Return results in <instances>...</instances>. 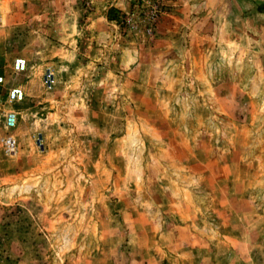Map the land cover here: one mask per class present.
Returning <instances> with one entry per match:
<instances>
[{
    "label": "rangeland",
    "instance_id": "374dc122",
    "mask_svg": "<svg viewBox=\"0 0 264 264\" xmlns=\"http://www.w3.org/2000/svg\"><path fill=\"white\" fill-rule=\"evenodd\" d=\"M0 76V264H264V0H0Z\"/></svg>",
    "mask_w": 264,
    "mask_h": 264
},
{
    "label": "built area",
    "instance_id": "2783aa9c",
    "mask_svg": "<svg viewBox=\"0 0 264 264\" xmlns=\"http://www.w3.org/2000/svg\"><path fill=\"white\" fill-rule=\"evenodd\" d=\"M11 70L15 74L24 73L27 70V62L23 58H15L11 65ZM43 85L50 89L55 81L54 74L51 69H46L43 74ZM5 84V79L3 76H0V86ZM25 93L19 85H11L6 88L5 93V103L13 104L20 103L24 100ZM3 103V100L0 98V105ZM19 114L13 109H9L3 114V124L6 130H13L18 123ZM0 142L6 147V151L13 154L15 153V140L12 137L1 138Z\"/></svg>",
    "mask_w": 264,
    "mask_h": 264
}]
</instances>
